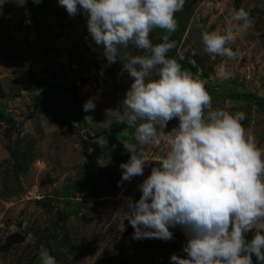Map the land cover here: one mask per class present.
<instances>
[{"label": "rangeland", "instance_id": "rangeland-1", "mask_svg": "<svg viewBox=\"0 0 264 264\" xmlns=\"http://www.w3.org/2000/svg\"><path fill=\"white\" fill-rule=\"evenodd\" d=\"M240 8L251 18L246 32L235 31L232 20ZM175 19L169 34L175 46L166 55L209 88L259 98L260 105L209 93L213 109L245 114L243 127L264 150V0H185ZM229 28L235 58L204 51L202 32ZM163 34L157 28L149 38L158 44ZM138 54L131 44L120 49L124 61ZM130 83L119 60L106 66L85 17L70 18L57 0H0V114L14 119L0 120V264H40L44 250L57 264H168L173 253L186 257L179 227L172 252L160 239L133 240L125 219L128 202L139 198L137 185L169 149L166 138L147 146L152 163L144 175L118 186L119 164L128 160L122 141L133 134L118 111ZM47 88L64 99L34 111ZM90 97L95 107L85 112ZM177 124L168 121L165 137ZM15 234L25 240L3 251Z\"/></svg>", "mask_w": 264, "mask_h": 264}, {"label": "clouds", "instance_id": "clouds-1", "mask_svg": "<svg viewBox=\"0 0 264 264\" xmlns=\"http://www.w3.org/2000/svg\"><path fill=\"white\" fill-rule=\"evenodd\" d=\"M57 3L70 18L85 17L87 34L101 49L106 66L119 60L131 78L118 110L121 122L133 129L122 141L128 160L119 164L118 186L144 175L152 163L147 146L164 138L169 145L158 166L137 185L139 198L128 202L125 219L133 229L132 239L168 241L173 239L169 229L179 227L186 238L181 249L186 257L173 253L168 264H253V256L264 264V150L243 127V112L213 109L203 82L166 55L175 46L169 34L176 30L175 13L185 0ZM232 20L237 32L252 26L244 8L234 10ZM157 28L164 34L161 43L153 44L149 34ZM201 39L208 54L238 55L228 47L235 39L233 28L202 32ZM129 44L141 54L124 61L120 49ZM95 99L84 102L85 112L94 109ZM174 118L178 124L165 137ZM39 259L40 264H57L47 250Z\"/></svg>", "mask_w": 264, "mask_h": 264}, {"label": "trees", "instance_id": "trees-1", "mask_svg": "<svg viewBox=\"0 0 264 264\" xmlns=\"http://www.w3.org/2000/svg\"><path fill=\"white\" fill-rule=\"evenodd\" d=\"M205 90L208 93L216 94L222 96L225 100H232V101H237L242 98V96L245 97V99H249L250 101H255L258 105H260V99L257 98L255 99L252 94H243V92L240 94L238 93H226L223 91L217 90V84L214 85V88H209L204 85ZM57 99H64L62 94L57 91L56 89L53 88H47L45 89L37 98L35 104H34V111H36L42 104L48 102V101H53ZM33 113L29 114L27 116L28 119L32 117ZM0 120L2 121H14L13 118L11 117H6L3 114H0Z\"/></svg>", "mask_w": 264, "mask_h": 264}, {"label": "water", "instance_id": "water-1", "mask_svg": "<svg viewBox=\"0 0 264 264\" xmlns=\"http://www.w3.org/2000/svg\"><path fill=\"white\" fill-rule=\"evenodd\" d=\"M175 229L176 228H170L169 230L172 231L173 234H174ZM24 240H25V238L22 235H17V234L12 235V236H10L7 239L6 245H5V247H3L2 250L3 251H8L13 246V244L22 243ZM162 242L165 243L172 250V252H175L176 251L177 244L174 241V236H173V239L168 240V241H162Z\"/></svg>", "mask_w": 264, "mask_h": 264}]
</instances>
